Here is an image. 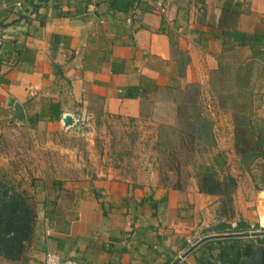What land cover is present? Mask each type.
<instances>
[{
  "label": "crops",
  "instance_id": "0c3cea01",
  "mask_svg": "<svg viewBox=\"0 0 264 264\" xmlns=\"http://www.w3.org/2000/svg\"><path fill=\"white\" fill-rule=\"evenodd\" d=\"M234 30L256 33L263 52L264 0H166L162 11L153 0H0V139L25 124L40 134L81 131L94 135L93 144L102 114L135 118L161 89L195 86L196 102L218 60L231 68L249 60L250 47L222 33ZM255 64L264 71V59ZM74 113L87 128L63 125L62 117ZM53 181L60 182L55 193L48 187L32 193L26 262L8 263L42 264L45 252L54 251L79 264H171L176 258L175 264H196L212 260L219 243L254 249L264 236L199 242L229 234L209 228L219 221L234 226L238 218L220 219L217 196L199 192L196 180L190 190L176 189L154 177L96 169ZM241 212L250 225L264 227V201L252 214Z\"/></svg>",
  "mask_w": 264,
  "mask_h": 264
},
{
  "label": "rangeland",
  "instance_id": "374dc122",
  "mask_svg": "<svg viewBox=\"0 0 264 264\" xmlns=\"http://www.w3.org/2000/svg\"><path fill=\"white\" fill-rule=\"evenodd\" d=\"M218 73L227 86L222 87L224 98L212 92L213 88L219 89ZM209 75V84L199 87L196 102L195 86L161 89L144 101L135 118L102 114L96 120L99 129L93 144L94 135L81 131L40 134L32 132L29 125H16L0 139V179L15 189L25 190L33 201L32 193L37 188L48 187L51 194L56 192L57 184L52 180L94 174L96 169L111 175L154 177L160 185L188 190L203 174H212L219 180L230 174L235 186L230 187L228 194L215 195L216 215L228 221L242 220V210L252 214L255 204L264 201V190L257 195L256 188H264V158L238 153L234 141L250 139L248 132L240 131L234 140L233 116H244L238 110H244L251 118L252 113L264 116V71L257 64L252 65L247 86L250 99L246 93H231L237 90L232 84L233 68L228 66L223 72ZM61 88L67 91L65 81ZM80 127L87 128L85 120ZM0 264L10 263L0 256Z\"/></svg>",
  "mask_w": 264,
  "mask_h": 264
},
{
  "label": "trees",
  "instance_id": "16d2710c",
  "mask_svg": "<svg viewBox=\"0 0 264 264\" xmlns=\"http://www.w3.org/2000/svg\"><path fill=\"white\" fill-rule=\"evenodd\" d=\"M222 33L232 41L250 47L251 55L249 60L240 61L232 66L234 70L232 78L234 83L232 84H235L237 90L231 92L235 94L246 93L250 99L251 92L247 90V86L252 74V65L264 59V51H260L257 47V44L261 43L262 40L256 33L247 35L238 30L223 31ZM227 66L228 64L218 60V67L213 72H223ZM223 80L218 73L216 81L219 89H212V92L221 98L226 96L223 93L227 86L224 85ZM229 96L232 95L230 94ZM244 106L241 108H244ZM243 111L238 110L236 112L238 114L244 113V116L239 118L233 116L234 140L239 137L240 131L248 132L250 140L241 143H237L236 140L234 141V147L241 156L254 155L264 158V116L257 117L252 113L254 118H251ZM196 120L199 122L200 120L203 121L201 117H196ZM192 138L194 139L196 136L192 134ZM52 183L60 185V182L53 181ZM233 186H235V179L230 174H226L221 180L214 178L212 174H203L198 181L199 192L211 195L222 196L228 194L231 190L230 187ZM256 188L259 189L261 187L256 186ZM30 198V195L25 190L15 189L13 185L0 179V256L11 262H26V244L33 233L35 220L34 204ZM209 229L218 233H231L256 229L264 230V227L259 228L257 223L250 225L242 219L237 220L234 226H231L230 222L219 221ZM257 243L264 250V236ZM218 247V253L212 260L200 258L196 264H236L241 257H247L252 253L254 244H244L239 249L237 244L221 245L219 243Z\"/></svg>",
  "mask_w": 264,
  "mask_h": 264
},
{
  "label": "water",
  "instance_id": "95a60500",
  "mask_svg": "<svg viewBox=\"0 0 264 264\" xmlns=\"http://www.w3.org/2000/svg\"><path fill=\"white\" fill-rule=\"evenodd\" d=\"M12 104V100L9 99L8 100V105ZM14 107L16 108V118L19 119L22 116V108L20 106V104L15 103ZM62 121L65 125H69L71 123V117L69 114L65 115L62 118ZM264 235V231H252V232H240V233H229V234H215V235H210V236H205L204 238H202L200 241L210 238V237H218V236H225V235ZM198 242H196L195 244H193L191 247H189L188 249H186L183 253L182 256H184L185 254H187L192 247H194ZM179 258H176L171 264H175L178 261ZM236 264H264V250L261 246H258L256 248L253 249L252 253L244 258H241Z\"/></svg>",
  "mask_w": 264,
  "mask_h": 264
},
{
  "label": "built area",
  "instance_id": "2783aa9c",
  "mask_svg": "<svg viewBox=\"0 0 264 264\" xmlns=\"http://www.w3.org/2000/svg\"><path fill=\"white\" fill-rule=\"evenodd\" d=\"M165 2L166 0H153L154 5L159 11H162L164 9ZM70 117H71V123L69 125H65L63 123L65 127H69L72 125H75L76 127H80V125L83 124L84 119L79 113L71 114ZM42 264H79V263L74 259L68 257H62L61 255H59L54 251H47L43 256Z\"/></svg>",
  "mask_w": 264,
  "mask_h": 264
}]
</instances>
